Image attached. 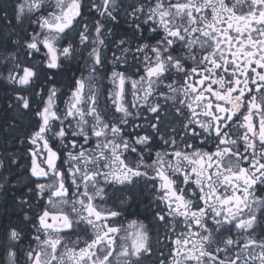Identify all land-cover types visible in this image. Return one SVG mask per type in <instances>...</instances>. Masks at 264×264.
<instances>
[{"label": "snow or ice", "instance_id": "snow-or-ice-1", "mask_svg": "<svg viewBox=\"0 0 264 264\" xmlns=\"http://www.w3.org/2000/svg\"><path fill=\"white\" fill-rule=\"evenodd\" d=\"M0 134V264H264V0H0Z\"/></svg>", "mask_w": 264, "mask_h": 264}, {"label": "flooded vegetation", "instance_id": "flooded-vegetation-1", "mask_svg": "<svg viewBox=\"0 0 264 264\" xmlns=\"http://www.w3.org/2000/svg\"><path fill=\"white\" fill-rule=\"evenodd\" d=\"M6 139V137H4ZM4 142L0 139V145H2ZM5 147L11 144H8L7 141L4 143ZM2 199L4 200V195L3 192L1 193V201ZM142 208L138 207L136 204H133L130 208H128L127 212L125 213L124 217H122L123 222L125 224V226H127V223L129 220H133V219H141L143 220V215L138 216L137 213H142ZM145 223H147V221H145ZM165 251H167V249H165ZM146 264H151V261H146Z\"/></svg>", "mask_w": 264, "mask_h": 264}, {"label": "trees", "instance_id": "trees-1", "mask_svg": "<svg viewBox=\"0 0 264 264\" xmlns=\"http://www.w3.org/2000/svg\"><path fill=\"white\" fill-rule=\"evenodd\" d=\"M0 139L5 143L6 141H7V137H6V139H3V134H1L0 135ZM2 144V145H0V159H2L3 158V155H4V153H5V150H3L4 148V146H5V144ZM9 144V143H8ZM14 144H16V142L14 143ZM14 144H11V146L12 145H14ZM22 146V145H21ZM23 147V146H22ZM16 150H18L17 148H15V147H11L10 149H8V151H16ZM21 162H22V160H21ZM14 170H15V166H14ZM0 171H3V169H0ZM5 197H4V200L2 199V201H1V203H0V205H3V206H5L6 207V205H5ZM0 210H2V209H0ZM138 214V216H141V215H143V210H142V213H137Z\"/></svg>", "mask_w": 264, "mask_h": 264}, {"label": "rangeland", "instance_id": "rangeland-1", "mask_svg": "<svg viewBox=\"0 0 264 264\" xmlns=\"http://www.w3.org/2000/svg\"><path fill=\"white\" fill-rule=\"evenodd\" d=\"M1 135V134H0ZM5 136L3 135V139H5L4 138ZM11 147H15V148H17V149H19V150H21V152H22V150H23V147L20 145V143H19V141H16V144H14V145H12V146H10V145H8V146H4L3 148V150H5V149H10ZM3 192V190H0V203H1V193Z\"/></svg>", "mask_w": 264, "mask_h": 264}]
</instances>
